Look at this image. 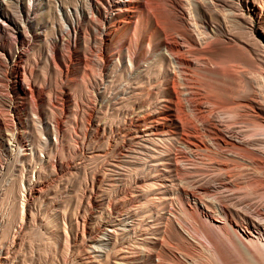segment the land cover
<instances>
[{"label":"rangeland","instance_id":"obj_1","mask_svg":"<svg viewBox=\"0 0 264 264\" xmlns=\"http://www.w3.org/2000/svg\"><path fill=\"white\" fill-rule=\"evenodd\" d=\"M220 208H264V0H0V264H210Z\"/></svg>","mask_w":264,"mask_h":264},{"label":"bare ground","instance_id":"obj_2","mask_svg":"<svg viewBox=\"0 0 264 264\" xmlns=\"http://www.w3.org/2000/svg\"><path fill=\"white\" fill-rule=\"evenodd\" d=\"M165 47L176 64L177 71L183 75L190 66L189 60L184 56V53L190 52V50L193 51V49H183L182 45L175 38L170 41L168 40ZM207 47H209V45ZM235 140H225L223 141V145L227 146L226 148L229 147L230 149L233 148V150H235L238 147L237 141ZM185 142L187 145L197 148V150L201 149V151H206L207 149L206 144L203 143L197 144L188 140H185ZM252 211L250 212L253 213ZM255 211L256 212L253 214H255V217L258 220L249 214L254 219L251 216L248 217V215H246L247 217H245V221H242V225H239L237 223L234 224L232 220H230L229 213L226 209L220 208L216 216L214 214L213 216L206 210H194L192 216L197 222L198 231L202 234L207 243V249L209 251L208 256L211 257L210 264H212V262H215V264H264V208ZM248 213L246 212L244 214ZM220 223H222V227L220 226ZM159 258L160 257L156 255V259L158 260ZM159 260V262H161V258ZM159 262H157V264H159ZM181 262V260H177L172 263L182 264Z\"/></svg>","mask_w":264,"mask_h":264}]
</instances>
